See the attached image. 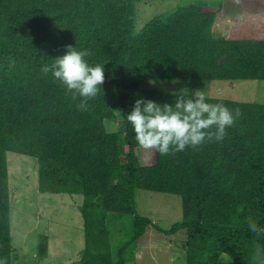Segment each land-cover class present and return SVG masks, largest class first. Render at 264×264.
<instances>
[{
  "label": "trees",
  "instance_id": "1",
  "mask_svg": "<svg viewBox=\"0 0 264 264\" xmlns=\"http://www.w3.org/2000/svg\"><path fill=\"white\" fill-rule=\"evenodd\" d=\"M140 1L0 0V264L18 259L10 153L38 159L40 175L60 193L82 195L75 264H126V250L149 226L166 235L185 231L187 264H264V237L246 224L250 217L264 223V104L207 96L238 108L235 122L221 140L167 154L140 146L125 115L138 95L171 103L181 93L144 89L143 79L264 80L263 36H239L233 25L225 35L213 30L219 14L264 11V0L180 6L137 29ZM66 45L86 49L85 59L105 68L101 90L84 108L42 70ZM109 93L120 116L113 132L105 126L117 118ZM138 189L179 195L181 221L164 229L139 215ZM110 213L133 217L134 235L117 259Z\"/></svg>",
  "mask_w": 264,
  "mask_h": 264
},
{
  "label": "rangeland",
  "instance_id": "2",
  "mask_svg": "<svg viewBox=\"0 0 264 264\" xmlns=\"http://www.w3.org/2000/svg\"><path fill=\"white\" fill-rule=\"evenodd\" d=\"M222 0H143L136 4V28L141 29L152 17L189 4H216ZM236 18L233 23L232 18ZM234 17L219 14L213 28L216 35H225L230 26L239 36L264 37V11L241 10ZM141 87L165 92L193 93L196 89L206 96L255 101L264 104V80L143 79ZM109 102L117 118L106 121L107 131L119 126V107L111 93ZM151 160V159H150ZM151 162V161H150ZM9 184L14 193L11 224L18 256L14 264H75L83 243V217L79 211L82 195L60 193L57 182L46 180L39 170L38 159L9 154ZM45 190L41 185H46ZM139 215L150 218L164 229L182 219V198L172 193L136 190ZM109 242L114 259L118 249L134 235L133 217L110 213L107 217ZM185 231L166 235L149 226L125 253L126 264H187ZM46 250L44 256L40 249ZM227 264V262H223Z\"/></svg>",
  "mask_w": 264,
  "mask_h": 264
},
{
  "label": "clouds",
  "instance_id": "3",
  "mask_svg": "<svg viewBox=\"0 0 264 264\" xmlns=\"http://www.w3.org/2000/svg\"><path fill=\"white\" fill-rule=\"evenodd\" d=\"M65 47L66 51L51 64L43 65L42 70L50 71L54 79L72 91L74 98L79 96L77 107L84 108L86 101L101 90L105 68L102 63H89L85 59L86 49ZM125 115L140 146L167 154L199 146L205 140L223 139L227 128L238 117L239 109L220 101L213 103L205 91L196 89L191 96L176 94L171 103L138 95ZM246 224L250 233L264 237V223L250 217Z\"/></svg>",
  "mask_w": 264,
  "mask_h": 264
}]
</instances>
